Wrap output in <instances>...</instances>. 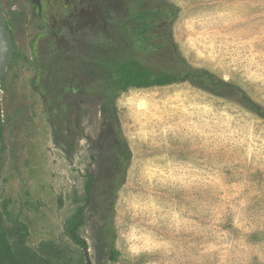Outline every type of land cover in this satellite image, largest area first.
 <instances>
[{
    "label": "rangeland",
    "instance_id": "1",
    "mask_svg": "<svg viewBox=\"0 0 264 264\" xmlns=\"http://www.w3.org/2000/svg\"><path fill=\"white\" fill-rule=\"evenodd\" d=\"M165 1L177 10L172 36L185 61L264 108V0ZM99 5L126 10L121 0ZM24 7L0 0L13 43L0 90L3 264H97V231L108 222L119 256L111 263L104 250L99 264H264V119L187 82L118 93V127L98 97L75 107L60 100L58 111L33 83L29 45L45 27L23 21ZM118 130L130 163L115 194L95 186L97 210L85 208L77 232L83 248L65 228L84 206L89 171L109 170Z\"/></svg>",
    "mask_w": 264,
    "mask_h": 264
},
{
    "label": "trees",
    "instance_id": "2",
    "mask_svg": "<svg viewBox=\"0 0 264 264\" xmlns=\"http://www.w3.org/2000/svg\"><path fill=\"white\" fill-rule=\"evenodd\" d=\"M122 0L129 13L130 31L126 49L117 50L99 60L98 98L102 100L101 111L103 115L110 114L114 124L118 127L115 99L118 93L129 89H148L164 87L178 83H189L192 87L203 90L216 97L233 100L264 119V108L252 101L238 86L225 82L205 69L191 67L180 55L178 47L173 41L172 26L176 17V8L165 0ZM149 6L151 8H149ZM129 27H127V30ZM60 111V106L54 107ZM107 117V116H105ZM59 138L54 134V140ZM114 153L109 155V162L103 170L94 174L92 171L86 176L84 185L85 203L68 220L65 232L75 244L86 248L85 242L77 235L79 229L84 227L89 218L85 208L93 213L97 210L92 204V193L98 185L99 193L111 189L116 193L124 179L125 172L130 163L131 153L125 138L120 130L113 139ZM70 158V152H68ZM124 164L123 169L121 164ZM99 178L97 184L96 180ZM106 187V188H105ZM107 207L103 208L106 214L112 212V198L108 195ZM112 222L101 226L96 235L95 249L97 251V264L101 262L102 253L107 250V259L111 263L118 260L119 252L114 247V232ZM76 234V235H75ZM1 237V236H0ZM0 238V264L2 259V242Z\"/></svg>",
    "mask_w": 264,
    "mask_h": 264
},
{
    "label": "flooded vegetation",
    "instance_id": "3",
    "mask_svg": "<svg viewBox=\"0 0 264 264\" xmlns=\"http://www.w3.org/2000/svg\"><path fill=\"white\" fill-rule=\"evenodd\" d=\"M22 1L25 7L17 11L30 12L22 15L26 18L23 21L31 16V21L45 27L29 45L35 63L33 83L38 84V91L53 107L60 106V100L74 107L96 101L99 60L114 49L121 51L128 46L129 13L125 10L121 15H109L99 0ZM7 29L11 35L8 25Z\"/></svg>",
    "mask_w": 264,
    "mask_h": 264
},
{
    "label": "water",
    "instance_id": "4",
    "mask_svg": "<svg viewBox=\"0 0 264 264\" xmlns=\"http://www.w3.org/2000/svg\"><path fill=\"white\" fill-rule=\"evenodd\" d=\"M0 43L3 47V51L0 56V90L1 84L7 72L8 65L10 63L12 54H13V43L11 35L7 29L6 22L3 18V15L0 12ZM1 92V91H0ZM87 264H91L87 259Z\"/></svg>",
    "mask_w": 264,
    "mask_h": 264
},
{
    "label": "bare ground",
    "instance_id": "5",
    "mask_svg": "<svg viewBox=\"0 0 264 264\" xmlns=\"http://www.w3.org/2000/svg\"><path fill=\"white\" fill-rule=\"evenodd\" d=\"M0 19H1V17H0ZM2 51H3V47L1 46V43H0V56H1Z\"/></svg>",
    "mask_w": 264,
    "mask_h": 264
}]
</instances>
